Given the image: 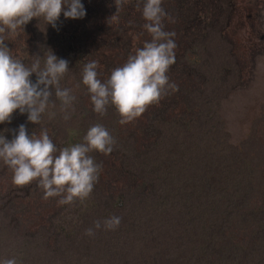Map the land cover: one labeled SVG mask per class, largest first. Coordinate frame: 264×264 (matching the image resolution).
Wrapping results in <instances>:
<instances>
[{
    "label": "trees",
    "instance_id": "trees-1",
    "mask_svg": "<svg viewBox=\"0 0 264 264\" xmlns=\"http://www.w3.org/2000/svg\"><path fill=\"white\" fill-rule=\"evenodd\" d=\"M177 1L178 4L175 0L174 3L178 5V11L182 6L187 5L189 15L179 18L180 11L174 18L170 16L173 22L165 19L164 23L165 30L172 31L173 27L168 25L175 21L173 25L180 28V33L183 36H190L189 44L184 52L180 55L178 53V59H175L173 66H170L171 70L180 71L177 76L180 74L188 76L183 89L185 97L181 100L184 111L191 109L187 111L190 114L188 118L180 124L171 120V112L180 105L178 99H173L172 104L167 102L157 105L155 103L153 107L156 108L151 111L148 118L150 123L144 125L148 140L142 145L137 143L130 134L122 137L117 125H114L117 127L114 135L116 144L108 156L120 159L126 171L128 170L127 173L133 174L134 181L139 182V184L135 183L137 187L135 191L131 195L126 194L121 203L111 199L105 205L106 200L99 195L101 193L93 189L88 198L94 201L86 200L93 205L90 215L93 213L96 215L91 221L81 220L82 217L77 216L75 225L78 228L71 235L66 234V230L71 227L70 222L73 221L69 216L72 209L70 205H67L66 209L63 208L64 215H57L54 218L51 227L41 228L40 233L34 234L33 237L26 231L17 232L14 228L13 239H0V259L15 257L18 264H65L71 263L77 256L79 260L89 259L87 264H211L206 262V258L208 255L215 254L212 251L215 245L214 238H228L223 236L224 231L232 224L227 225L226 221L230 220L233 214L237 197L243 198L242 192L253 186L248 181L245 183L244 178L236 174L233 165L237 159L234 156L230 157L229 152L233 147L226 138L222 140L227 154L219 151L224 155L223 158L216 153L206 156L201 154L200 145L210 144L212 148H215L217 142L222 143L218 138L220 131L219 122H217L219 121L217 118L221 119L219 108L222 93L220 90L212 91L207 97L202 98L205 91L203 83L207 82V78H204L201 85L195 79L196 75L202 76L201 72L206 71L207 67L203 65V61L209 63V57L205 56L203 60V52L209 51L207 39L214 35L210 33L211 30H215V33L222 32L217 25L222 24V18L219 17L220 21L218 22V18L216 21L218 23L213 25L209 22L210 15H206L203 8H198L196 0ZM212 2L213 8L221 16L225 11V0H212ZM81 3L86 10L83 18H65L62 12L57 21V28H53L51 24L46 25L43 17H34L23 26V29H18L15 36L5 41L12 55L22 62L24 60L21 56L27 55L25 65L30 66L37 53L43 56L48 49L56 53L69 51L77 56L79 51L87 53L88 48L101 43L121 46L125 34L131 40V34L127 28L130 22L128 20L133 22L131 25L134 27H140L142 24L139 22H144L141 11L136 8L137 0H129L118 12L115 0H81ZM165 3L163 0L162 7ZM111 9L113 10L109 20L111 29L107 28L104 34L97 32L94 35L99 34V36L90 39L89 32L85 30L92 24L106 28L105 18L109 16ZM194 31L201 35L193 37L189 34ZM21 43L25 47L22 51H18L19 55L16 51ZM217 46L220 49L219 44ZM31 55L32 57L27 61ZM223 69L222 66L214 69L212 74H209L210 80L221 77ZM229 70L231 65L226 71L229 73ZM189 72L197 74L190 75ZM32 76L30 78L35 82V73ZM234 78L232 80L235 81ZM74 103H78V98ZM73 107L75 109L74 104ZM48 111L56 112V116L50 120V123L57 130L54 138H58V148L81 142L82 137L92 125L74 111L71 119L78 117L77 125L64 126L63 132H60L59 125L65 121L63 113L60 112V106L55 105ZM217 115L219 117L215 118L214 116ZM177 126L185 128L183 136H181V130L176 128ZM152 128H154L153 131ZM205 141L208 142L204 143ZM200 158L203 159L198 163ZM224 158L222 164L216 162ZM130 162L131 168H129ZM220 170L225 171L227 176L223 175L222 178L218 176ZM198 179L204 180V192L201 194L196 191ZM195 195H200V198L201 195L203 196L202 208L194 206L189 200L193 201ZM130 196L131 199H129ZM129 201L131 204L128 203ZM112 215L121 217V223L117 229L101 228L95 230L94 236L84 234L85 229L94 227V221H102ZM236 220L241 225L242 220L247 219L236 216ZM16 227L19 229L18 226ZM260 229V237L256 238L252 244L254 246L250 247L253 252L250 253V249L246 246L241 249L243 252L246 251V256H240L236 254L239 248L236 250L227 246L216 254L217 261L220 264H245L247 260L248 264H264V220L260 221ZM65 238H87L85 240L89 242L88 249L90 254H93L92 258H90L91 255H85L83 249L85 245L79 242L80 240L67 242ZM181 238H187V240ZM200 238L212 241L209 249L200 243ZM50 239H56V246L55 248L53 246L52 252L46 255L44 249ZM228 243L231 244V241ZM144 253L148 254V259Z\"/></svg>",
    "mask_w": 264,
    "mask_h": 264
},
{
    "label": "rangeland",
    "instance_id": "rangeland-1",
    "mask_svg": "<svg viewBox=\"0 0 264 264\" xmlns=\"http://www.w3.org/2000/svg\"><path fill=\"white\" fill-rule=\"evenodd\" d=\"M164 1L166 3L163 5V8L172 18L180 11L181 12L178 13L179 18L185 17L187 14L189 15L190 11L187 5L182 6L181 10L178 11L177 0H175L177 4L174 3V0ZM195 3L198 4V8H203L206 15H210L209 22H212L211 24L215 25L214 23H216L217 19L219 17L222 18V24H217L220 18L216 23L222 32L219 31L215 33V30H211L210 33L214 35L207 39L209 51L205 50L203 52V60L205 56L209 57V63L203 61V65L207 67L205 68L206 71L201 72L200 75L202 76L196 75L197 73H188L190 75H196L195 79L199 85L203 83L204 78H207V82L203 83L205 91H203L202 98L207 97L208 93H212V91L218 92V90H220L222 93L221 106L219 108V116L221 119L217 118L219 120L217 121L219 122L218 129L220 131L218 138L222 143L220 144L217 142L215 148H212L210 144L200 145L201 154L206 156L216 153L220 158H223L224 155L219 151L227 154L226 147L222 140L226 138L231 142V147H233L229 152L230 157L233 158L234 156L235 159H237V162L233 165L236 174L241 175L245 183L248 181L253 186L242 192L244 195L243 198L242 196H240V199L239 196L237 197V203H235L236 207L233 209V214L230 220L226 221L227 225L230 223L232 224L224 231L223 236L228 238H214L215 245L212 251L215 254L208 255L206 262L220 264L216 259V254L220 253L222 249H226L227 246H230V248L233 247L236 250L239 248L236 254L246 256V251L243 252L241 249L246 246H248L247 249H250V247L254 246L252 245L254 240L259 238L261 233L260 221L264 220V0H225V11L221 16L220 13L213 8L212 0H196ZM208 9L210 11H207ZM111 11L113 12L111 9L109 16L105 18L106 28H101L99 25L96 26L92 24L85 30L89 32L88 35L90 39L93 37L97 38L99 34H104L108 29H111L109 25ZM128 21L130 22L127 28L130 31L131 40H129L125 34L121 46L117 44L101 43L88 48L87 53L79 51L77 56L69 51L65 53L62 51L53 53L56 54L58 58L66 59L69 62V70L61 79L60 86L62 88L71 89L72 94L78 98V103H74L75 111L82 116L83 120L92 125L95 123L109 125L106 128L113 137L118 127L122 137L126 134H130L137 143L142 145V143L148 140L144 125L150 123L148 118L150 117L151 111L156 108L153 107L155 103L149 105L139 117L131 122L121 124L119 123L121 117L116 112L114 106H108L107 113L104 116H100L93 111L90 95L87 92L86 86L82 83L81 76L84 64L94 60L98 62V78L102 81L107 79L114 68L126 62L129 54L133 53L134 49L142 47L145 41L151 39L150 35L143 28V24L146 22L145 20L144 22H139L142 24L140 27H134L131 25L133 22L131 20ZM174 23H170L168 26L173 27V30L170 32L175 33L173 37L176 45L174 54L175 59H178V53L180 55L181 52H184L185 47L189 44L188 38L190 36H183L180 33V28L174 26ZM97 32H99V34L95 36L94 34H97ZM189 34L193 37L201 35V33L198 34L197 31L190 32ZM22 44L23 43H21L20 47L17 49V53L20 50L22 51L25 47V45ZM217 44H219L220 49ZM95 48L97 49L94 50ZM36 55L41 56L42 54L37 53ZM36 55L34 57H36ZM31 57L32 55L28 57L27 61H29ZM26 58L27 55L21 56V59L24 60V64ZM230 65L231 70H229L230 72L228 73L226 70ZM41 66H43V56H41ZM218 66L224 68L221 72V77L210 80L211 76L209 74H212L214 69ZM233 68H235L234 71ZM172 70H168L167 75L169 76L170 82H174L178 85L179 90L162 98L157 105H162V103L167 102L172 104L173 99H178L180 105L176 103L177 106L175 110L173 112L170 111L172 113L170 117L175 123L180 124L190 115L187 111H191V109H186L187 111H184L182 108L183 103H181V100L185 97L183 89L185 87V82L188 80V76H185V74L177 76L180 71L178 69ZM182 73H184V71ZM233 78L236 80H232ZM35 80L36 78H34V81ZM50 100H55V105L60 106V101L55 99L54 89L53 96L50 97ZM49 108L52 107L50 106ZM158 112L161 114L160 110H158ZM219 116L217 115L214 117L216 118ZM29 123L30 122L27 120V113L21 114L19 110H16L12 114L11 122L6 121L0 123V134H3L6 139L10 140L13 138V132L11 130L18 131L19 125L24 124L29 135H31L32 132L38 135L42 129H47L50 138L57 145L58 138H54L57 130L55 126L50 123V119L46 113L42 117L41 124ZM77 123L78 117L64 121V123L59 125L60 132H63L64 126H75ZM114 125H117V127ZM180 127L181 126H177L176 128L181 130V136H183L185 134V128ZM153 130L154 128H152V131ZM187 134L189 135V130ZM206 142L208 141L204 143ZM90 155L94 157L97 163L102 165V170L99 174L98 182L94 186V190L101 193L99 195H102L103 199L106 200L105 205H107L108 201L111 199H115L116 203H121L123 202L122 200L125 199L126 194L131 195L132 192L135 191L137 188L135 183L139 184V182L134 181L132 173H127L128 170L126 171V167L120 159L105 155L98 151H94L90 153ZM202 159L203 158L198 159V163L201 162ZM224 160L225 158L217 160L216 162L222 164ZM225 164L226 163H224V165ZM129 168H131V162ZM224 172L225 171L220 170L218 176L221 178L227 176ZM203 181L201 179L196 180V191L200 194L204 192ZM43 195V190L37 187L35 181L26 186L14 185L12 183V172L7 166L0 162V239H13L15 235L14 228L17 232L26 231L30 233L29 236L32 235L33 237L34 234L40 233L39 230L41 228L51 227L57 215H64L63 208L66 209L67 205H59V197H51L45 200ZM87 199L91 202L94 201L90 198ZM129 199H131V196ZM189 200L194 206L201 207L203 196L201 195L200 198V195H195L193 201L191 199ZM85 201L80 202L77 200L74 204L70 205L72 209L69 216L73 221L70 222L71 227L66 230V234L71 235L76 232L78 228L75 225L77 216L82 217L81 220L91 221L96 215V213L90 215L93 205L92 203H88L87 200ZM128 203L131 204L130 201ZM236 216H240L247 220H242L240 225L236 220ZM16 226H18L19 229H17ZM85 239L87 238H65L67 242L80 240L79 242L85 245L83 247L85 255H91L90 258H92L93 254H90L88 249L89 242ZM98 239L100 240V238ZM181 239L187 240V238ZM204 239L205 238H200V243L209 249L212 241ZM55 240L56 239H50L48 241L46 249H44V254L49 255V253L52 252L53 246L54 248L56 246ZM230 241L231 244L228 243ZM6 242L8 243V241ZM228 251L233 252L232 250ZM249 252H253L252 249H250ZM144 254L148 259V254ZM88 261L89 259L79 260L76 256L71 263L67 262L65 264H87ZM245 264H248L247 260Z\"/></svg>",
    "mask_w": 264,
    "mask_h": 264
},
{
    "label": "clouds",
    "instance_id": "clouds-1",
    "mask_svg": "<svg viewBox=\"0 0 264 264\" xmlns=\"http://www.w3.org/2000/svg\"><path fill=\"white\" fill-rule=\"evenodd\" d=\"M129 0H115L117 12ZM163 0H137L136 8L146 21L143 28L151 39L142 47L134 49L126 62L114 68L107 79L98 78V62L89 61L82 69V83L86 86L93 105V111L100 116L107 113L108 106H114L125 124L139 117L146 108L167 95L178 91V85L170 82L167 72L175 62L176 47L174 32L165 30V19L172 18L162 7ZM63 12L65 18L79 19L86 15L81 0H0V123L11 122L12 114L19 110L27 113V120L41 124L47 112L51 120L56 112L53 96L60 101V112L65 121L75 111L76 96L69 88H62L60 81L68 72V61L58 58L51 49L41 56L36 55L30 66L15 58L6 40L17 34L34 17H43L47 24L57 28V21ZM113 17V16H112ZM35 73L36 80H31ZM13 132L12 139L0 134V162L12 172V183L26 186L36 182L43 190V198L59 197V205H71L77 200L83 202L92 193L98 182L102 165L90 153L105 155L114 150L115 138L101 123L91 125L81 142L58 148L50 138L47 129L37 135L28 134L24 124ZM121 217L112 215L94 221V227L85 229V235L94 236L95 230H115ZM0 264H18L15 257L0 259Z\"/></svg>",
    "mask_w": 264,
    "mask_h": 264
}]
</instances>
